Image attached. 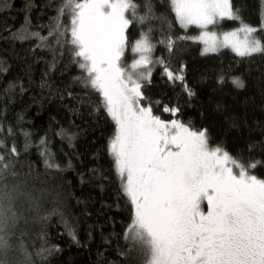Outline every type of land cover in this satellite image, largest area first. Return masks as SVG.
<instances>
[{"label": "trees", "instance_id": "trees-1", "mask_svg": "<svg viewBox=\"0 0 264 264\" xmlns=\"http://www.w3.org/2000/svg\"><path fill=\"white\" fill-rule=\"evenodd\" d=\"M135 2L143 14L149 0ZM150 3L153 17L126 33L129 45L142 32L154 45L141 104L164 121L206 129L210 145L245 163L257 162L252 173L264 179V53L239 57L230 48L206 53L198 40L179 39L199 36L200 29L182 28L169 0ZM232 3L264 41V0ZM60 7L61 0H0V140L5 144L0 154L10 163L0 188L17 196L18 216L10 228L13 247L0 258L29 264L26 250L30 264H143L125 238L133 209L110 153L116 126L100 94L84 86L70 36L55 31ZM60 22L67 26L68 16ZM238 27L240 21L224 20L213 28ZM169 37L175 41L171 51ZM159 59L174 73L182 68L184 81L169 80L155 63ZM237 78L243 87L234 85ZM165 106L179 111L173 116ZM13 145L18 154L11 153ZM42 249L49 251L37 255Z\"/></svg>", "mask_w": 264, "mask_h": 264}, {"label": "snow or ice", "instance_id": "snow-or-ice-1", "mask_svg": "<svg viewBox=\"0 0 264 264\" xmlns=\"http://www.w3.org/2000/svg\"><path fill=\"white\" fill-rule=\"evenodd\" d=\"M169 3L182 28L195 25L202 30L199 36L179 39L198 40L204 52L231 48L239 57L264 53V41L255 35L258 29L243 22L232 0ZM139 7L135 0H61L55 27L59 36H70L67 42L83 72L84 86L100 94L116 126L110 153L133 209L125 238L138 249L143 264H264V179L252 173L257 162L245 163L221 146L210 145L206 129L194 130L177 119L164 121L153 115L151 106L141 104L142 81L150 78L154 63V45L147 33L131 44L139 58L123 63L129 27L153 17L150 0L143 14ZM65 15L67 26L60 22ZM224 20L240 21V27L224 32L220 40L208 29ZM174 44L169 37V51ZM155 63L163 66L169 80L184 81L182 68L174 73L163 59ZM233 83L243 87L238 78ZM164 111L175 116L179 109L165 106ZM10 151L18 154L14 145ZM9 167L0 154V178ZM6 187L0 188V257L13 247L10 228L18 220L17 196ZM45 251L49 250L37 255ZM24 255L30 264L26 250ZM0 264L5 260L0 258Z\"/></svg>", "mask_w": 264, "mask_h": 264}, {"label": "rangeland", "instance_id": "rangeland-1", "mask_svg": "<svg viewBox=\"0 0 264 264\" xmlns=\"http://www.w3.org/2000/svg\"><path fill=\"white\" fill-rule=\"evenodd\" d=\"M214 26H209V31H215L217 33V37L218 39L222 40L223 39V33L224 32H230V31H233V30H229V31H217L218 29H215L213 28ZM239 28V27H238ZM256 28V27H255ZM237 29V28H236ZM202 30L200 29V32ZM200 34V33H199ZM255 35L257 36V34L255 33ZM241 38H243V34L241 33L240 34ZM205 47V46H204ZM231 49V48H230ZM206 53H213V52H206ZM139 58V54L138 53H133L132 50H131V45H129L128 48H126L125 50V55H124V58H123V63L125 64H130L134 59H138Z\"/></svg>", "mask_w": 264, "mask_h": 264}, {"label": "flooded vegetation", "instance_id": "flooded-vegetation-1", "mask_svg": "<svg viewBox=\"0 0 264 264\" xmlns=\"http://www.w3.org/2000/svg\"><path fill=\"white\" fill-rule=\"evenodd\" d=\"M204 208H205V211H206V210H207V209H206V204L204 205Z\"/></svg>", "mask_w": 264, "mask_h": 264}]
</instances>
